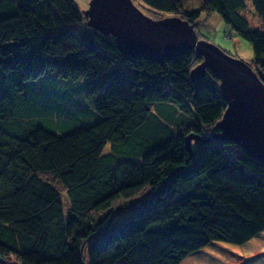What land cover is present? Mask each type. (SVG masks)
Wrapping results in <instances>:
<instances>
[{
    "label": "trees",
    "instance_id": "obj_1",
    "mask_svg": "<svg viewBox=\"0 0 264 264\" xmlns=\"http://www.w3.org/2000/svg\"><path fill=\"white\" fill-rule=\"evenodd\" d=\"M140 1L195 30L219 13L264 82V0ZM84 11L0 0V264H181L264 233V164L231 142L189 149L227 108L215 74L190 78L202 57L127 55Z\"/></svg>",
    "mask_w": 264,
    "mask_h": 264
},
{
    "label": "water",
    "instance_id": "obj_2",
    "mask_svg": "<svg viewBox=\"0 0 264 264\" xmlns=\"http://www.w3.org/2000/svg\"><path fill=\"white\" fill-rule=\"evenodd\" d=\"M88 25L116 37L127 55L163 62L195 51L202 62L191 70L195 82L211 71L227 108L207 137L188 138L193 145L211 140L237 144L249 157L264 164V82L250 61L231 56L198 37L194 24L179 16L154 19L133 0H91L84 11Z\"/></svg>",
    "mask_w": 264,
    "mask_h": 264
},
{
    "label": "rangeland",
    "instance_id": "obj_3",
    "mask_svg": "<svg viewBox=\"0 0 264 264\" xmlns=\"http://www.w3.org/2000/svg\"><path fill=\"white\" fill-rule=\"evenodd\" d=\"M73 1L82 11L87 10L91 2V0ZM133 1L145 14L154 19L174 15L154 12L142 4L140 0ZM201 4L202 0H186V5L191 8L200 9ZM250 18L254 25H259V19L256 14L255 16L252 14ZM196 32L200 39L207 40L219 46L231 56L242 58L250 62L254 59L251 44L246 39L239 36L217 12H201ZM83 99H87L85 95ZM91 106L89 102V109H91ZM55 119L59 118L56 117ZM42 126L48 128L43 124ZM54 132L60 135L61 130L59 128H54ZM124 207L125 205L120 206L117 213L120 215L123 211L125 213ZM181 264H264V233L257 235L252 240L242 245L213 242L200 251L189 255Z\"/></svg>",
    "mask_w": 264,
    "mask_h": 264
}]
</instances>
